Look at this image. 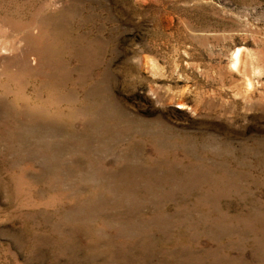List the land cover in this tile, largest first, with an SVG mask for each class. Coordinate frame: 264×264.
Here are the masks:
<instances>
[{"label":"rangeland","instance_id":"rangeland-1","mask_svg":"<svg viewBox=\"0 0 264 264\" xmlns=\"http://www.w3.org/2000/svg\"><path fill=\"white\" fill-rule=\"evenodd\" d=\"M0 264H264V0H0Z\"/></svg>","mask_w":264,"mask_h":264},{"label":"bare ground","instance_id":"bare-ground-1","mask_svg":"<svg viewBox=\"0 0 264 264\" xmlns=\"http://www.w3.org/2000/svg\"><path fill=\"white\" fill-rule=\"evenodd\" d=\"M239 55H240V53H239ZM239 57H240V56H239ZM239 57H238V59H239ZM238 59H237V60H238ZM238 61H239V60H238ZM238 61H237V62H238ZM234 63H235V62H234Z\"/></svg>","mask_w":264,"mask_h":264}]
</instances>
